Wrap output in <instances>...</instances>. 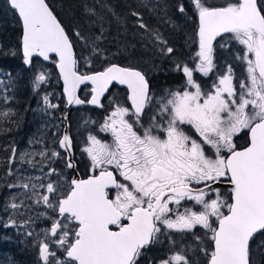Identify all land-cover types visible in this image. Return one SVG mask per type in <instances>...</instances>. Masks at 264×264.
<instances>
[{"label":"snow or ice","instance_id":"1","mask_svg":"<svg viewBox=\"0 0 264 264\" xmlns=\"http://www.w3.org/2000/svg\"><path fill=\"white\" fill-rule=\"evenodd\" d=\"M7 4L22 24L23 63L33 67L34 58L40 57L51 61L63 81L65 108L91 105L104 113L101 120L84 121L93 126L80 148L88 161L87 178L78 175L67 112L58 124H51L56 129L51 145L56 147L45 142V131L29 141L42 145L39 151L17 155L12 149L21 165L39 166L42 173L25 175L10 167L7 175L16 180L5 187L20 191L10 193L3 206L13 215L43 207L35 219L28 215L25 221L47 222L36 233L38 264H260L264 0L181 2L177 11L198 21L197 50L190 58L177 56L140 12L128 13L161 57L170 61L167 71L179 77L175 86L158 91L143 69L113 62L115 54L102 46L110 21L95 7L84 5L90 18V33L85 34L78 25L69 31L47 0H7ZM139 6L148 7L149 0H139ZM100 7L124 23L125 17L109 4ZM158 8L167 16L166 9L152 5L153 11ZM78 46L89 55L77 53ZM217 48L232 53V62L220 65ZM94 58L103 61V70L81 71V61L91 68ZM5 77L7 82L0 79V99L7 102L15 98L8 93L14 92L16 82L11 73ZM49 78L48 72L37 71L32 92L39 97V111L54 121L60 105L42 88ZM116 85L125 87L122 96L111 92ZM81 86L87 89L84 98L78 95ZM14 115L11 108L0 111V118L9 121ZM8 163L13 164L11 158ZM57 163H63V170L55 167ZM66 170L77 174L69 178ZM15 224L10 216L4 227ZM198 228L204 230L202 235ZM189 237L191 243L186 242Z\"/></svg>","mask_w":264,"mask_h":264},{"label":"trees","instance_id":"2","mask_svg":"<svg viewBox=\"0 0 264 264\" xmlns=\"http://www.w3.org/2000/svg\"><path fill=\"white\" fill-rule=\"evenodd\" d=\"M48 1L50 2L51 6L58 14L61 21H63L66 26L68 25L66 24L65 17H68L74 20L76 25H78L85 34L90 33V29H89L90 18L84 12V5H87L89 7H95L98 12L106 15L107 20L110 21V24L105 25L108 28V31L106 33L107 40L104 42L102 46L107 50L108 54H115L112 56L113 62L122 65L130 64L131 66H135L143 69L147 73L148 71H153L154 72L153 79H157V80L162 78L172 79L175 78V76L173 75V73L168 71L167 74L163 73L161 71L160 64L158 62H153V58L148 54V51H151L152 49L153 51L156 52V54L161 56L159 54L158 48L153 43L149 42L147 35L144 33V30L139 29L138 27L135 26L134 21L136 18L127 14L130 13L131 11L140 12L144 22L149 26V28L158 29L159 32L162 33L163 36L168 40L169 45L173 46L174 48L175 46L173 44V41L182 38L185 35V33L189 31H196L198 24V21L194 17L192 19H188L187 16L181 15L177 11L178 5L181 2L187 4V0H167L166 1L167 16H165L164 11H160L159 8L153 11L151 6L140 7L139 0H99V3L97 2V0H48ZM150 1L153 4L159 5L161 8H163V6L161 5L163 0H150ZM210 2L220 3L222 2V0H210ZM102 3L109 4L112 8H114L115 12L119 16L125 17L124 23L123 24L117 23L115 17H113L110 13H108L107 9H103L100 7V4ZM161 14L164 20H170L171 18H173L172 19L173 21L188 23L189 28L186 31H182V34H180L178 37L172 36L169 34L168 31H165L161 27L159 21V16ZM188 16H191L190 11L188 13ZM173 29L177 30L175 26L173 27ZM69 31H71V27H69ZM130 34L133 36V39L132 36L131 38L127 36ZM21 35H22V24L21 21L19 20V17L15 14L13 10L10 9V7L7 4V0H0V70L2 73H11L15 76V74L20 72L26 74L27 72L31 71L30 67H28L23 63V55L22 52L19 51L21 47V42H20ZM115 35L121 37V40L120 41L118 40V46L113 45L114 42L112 38ZM126 51L128 52L126 53ZM76 52L79 54L83 52L87 56L89 55L88 50L87 49L81 50L80 46L76 47ZM13 53H15V55H13ZM128 53H133V55H128ZM220 57L222 58L221 55ZM96 59H98V62L95 63L96 65L102 62L101 59L99 58ZM34 60H35V66H33L34 68L38 67L41 64L43 65L51 64V61L44 62L39 58H34ZM228 62H232V56L228 58ZM81 65H82L81 70H83V64L81 63ZM104 66L98 69H94L93 71H101L103 70ZM167 66L168 69L171 67V65H167ZM237 71H240V69L238 68ZM53 73L55 77L49 78V83L45 85L44 92L52 93L53 98L58 99L59 93L61 96H63V85L56 67H54ZM15 78H16L15 80L16 88L14 90L15 98L7 102H5L3 99H0V105H5L8 102H13L18 113L21 112L31 113L32 108L30 106H31V102L33 101L32 98L35 97L36 95H34L32 91L29 94L26 91L21 92L17 87V84L19 82H22V80L26 78L28 88L32 89V82H30V79L27 77V75H24L22 77L15 76ZM27 99H29L28 102L26 101ZM60 103L62 104V102ZM63 106H65L64 103ZM33 110H35V107ZM79 110L97 112L96 110H94L89 106H85ZM65 111L66 108L64 107L59 113L58 118ZM53 122L58 124L59 119L53 121L50 117H47L46 122H39V120L32 122L36 130L34 135L29 132L28 130L29 126H23L18 135L25 134L27 136L26 139H23L25 143L20 142L11 145L9 144L6 145L5 149L0 150V155L2 156V159L5 161L6 159H9L12 155V149L14 147L17 149V155H18L22 147L28 146L29 141L32 139L33 136L35 137L40 136V133H42V130H40L42 125L46 124V128L44 129V132L46 131L47 134H49V130ZM4 128L8 130L7 133H11L12 135L18 133L15 127V121L13 119H11L10 121L6 119L0 121L1 132ZM62 129L63 126H61V130ZM15 137L21 138L20 136H15ZM10 167L13 169V166L11 164L9 163L6 164L5 162H3L0 165V179L5 178L8 180L11 177L7 175V172ZM57 168L63 170V163H58ZM10 190L11 189L4 188L2 185H0V252H2V254L0 255V264H38V247L35 246L36 241L34 240V238L31 236H27L26 233H22L18 231L17 228L11 225L7 228L4 227L5 221H8L9 214L3 211V206L5 199L10 194ZM32 231H34L35 237L37 238L36 230L32 229ZM196 231L198 235L203 234V232L200 231L199 229H197ZM186 242L191 243L192 242L191 237H189ZM24 253H26V255H24ZM151 254L154 256L158 255V253L155 251H153ZM258 259L260 260V264H264V256H260L258 257Z\"/></svg>","mask_w":264,"mask_h":264},{"label":"rangeland","instance_id":"3","mask_svg":"<svg viewBox=\"0 0 264 264\" xmlns=\"http://www.w3.org/2000/svg\"><path fill=\"white\" fill-rule=\"evenodd\" d=\"M166 1L167 0H165V1L163 0L162 3H161V5L163 6L164 9L167 10V8H166ZM152 5H154V4L149 0V6L152 7ZM172 19L173 18H171L170 20L173 21ZM65 21H66V24L69 27H71L70 25H76V23L74 22V20H72V19H70L68 17H65ZM159 21H160L161 27L165 31H168L170 35L176 36V37H178L180 34H182V31H186L189 28V24L188 23H181V22H178V21L177 22L174 21L175 23L173 24V23L169 22V20H164L162 14L159 16ZM175 25H179V27H176ZM174 26L177 28V30H174L173 29ZM127 36L131 38L132 35L130 34V35H127ZM132 39H133V36H132ZM112 40L114 42L113 45L118 46V40L120 41L121 40V37L115 35V36H113ZM80 48H81V50L85 49L82 46H80ZM189 49H191V52L194 55L195 51L197 50V45L195 47V44L194 45L191 44L189 46ZM115 52H116V50H115ZM127 52L128 51H126V53ZM148 54L150 56H152L153 62H158L160 64L161 71L163 73L167 74L168 66L164 62V60L158 54H156V52L153 51L152 49H151V51H148ZM80 55L87 56L83 52ZM128 55H133V53H128ZM216 59H217V62L220 65H223L224 62H223L222 58L220 57V54H217L216 55ZM97 62H98V59L94 58L93 59L92 67L91 68L83 67V70H81V71H93L94 69H98V68H101L102 66H104L103 61L100 62V63H98L96 65L95 63H97ZM81 63L83 64V61H81ZM54 67H56V65L54 63H52V62L49 65H43V64H41V65H39L38 67H35V68L34 67H30L31 71L30 72H27L26 74H24L23 72H20V73L15 74V76L16 77H22L24 75H27V77L30 79V82H32L33 77H34V75H35V73L37 71H46V72H48L50 74V78H54L55 77V75L53 73ZM5 74L6 73H2L1 70H0V79H5V81H6ZM148 74H149L150 77H154V72L153 71H148ZM11 75L15 78V76L13 74H11ZM15 80H16V78H15ZM17 87L19 88V90L21 92L22 91H26L28 94L32 91V89L28 88V86H27L26 78H24L22 80V82H19L17 84ZM42 88H43V92H44L45 85L42 86ZM157 88H159V87H155V89H157ZM43 92H41V95L43 94ZM8 94L9 95H14V92L12 90H9V93ZM115 94H119V95L122 96L124 93L121 92V91H116ZM38 99H39V97H33L32 100H36V101H32L31 102V106H30L32 109H34V106H35V110H36L35 111V114H30V113H25V112L18 113L13 102H8L5 105H0V111H7L9 108H11L15 112V115L11 119H13L15 121V127H16V130L18 131V134H19V132H20V130H21V128L23 126H29L28 127L29 132L34 135L36 130L34 132L32 131L33 128L35 129L34 124L32 122H35L37 120H39V122H46L48 116H46L44 113H42L41 111H39V107L40 106L37 103ZM52 99H53V102L54 103H58L60 105V108L58 109L59 111L56 110L57 117H58L59 116V113L64 108L63 103L65 105V100H64V97L60 95V93H59L58 99H54L53 97H52ZM26 101L28 102L29 99H27ZM60 102H62V104ZM2 120H4V119L3 118H0V121H2ZM90 120H96V119L90 118ZM92 127H93L92 125H85L84 126V131L85 132H89L90 130H92ZM41 128H40V130H42V133H40V136L43 133H45L44 132V129L46 128V124L45 125H42ZM77 128H78V126H76V129ZM54 131H55V128H52L51 127L50 130H49V134H47V136H46L45 142L48 143V144H50V145H51L52 133ZM7 132L8 131H2L1 132V130H0V150L5 149L6 148V145H8V144L11 145V144L20 143V142L25 143V141L23 140V139H26L27 138V136L25 134L15 135V136H20L22 138L21 139L19 137H15L11 133H7ZM5 134H7V135H5ZM103 135L104 134H102V136ZM40 136H38V137H40ZM38 137L37 136L36 137L33 136L32 139L33 138H38ZM51 146L52 147H56V145H51ZM41 147H42V145H40V144H30L29 143L28 146H24V147L21 148L20 153L21 152H24V151H28V152L39 151ZM0 157H1L0 160H2V161H0V165L3 162H5L6 164H8L9 159H6V161H5V160L2 159V156L1 155H0ZM80 157L81 158H84V160L88 163L87 157L86 156L85 157H82L81 156V152H80ZM10 158L13 161V164H11L13 166V171H15L16 168H20L22 171H24V174L25 175H32V176H40V175H42V173L39 171V166H37L36 168H32L27 163H24L23 165H21L20 162L18 161L17 157H13V155H11ZM35 159L37 161H39L41 158L39 156H37ZM55 167H58V163L55 165ZM67 172H68V170H67ZM68 174H69V172H68ZM69 178H71V175L70 174H69ZM15 180H16V177L15 176H11L8 180L5 179V178L0 179V185H2L4 188H6L5 185L7 183L14 182ZM19 191H20L19 189H11L10 190V193H16V192H19ZM9 195L7 196V198L5 199V201L9 199ZM28 203H31V202L29 201ZM21 211H24V210L22 209ZM41 211H44L43 207H36V208L33 209V211L31 213H25L24 215H19V214L13 215V213L11 211H9L7 213L9 214V217L12 216V218L16 221L15 226H13V225H11V226L17 228L18 231H20L22 233H27L29 231L33 232V236H31V237H33L34 240L36 241L37 238L35 237V233H34V231H32V229H35L37 233H40L41 232V229H43V228H41L40 226H37V225L39 223L40 224H43L44 223V220H42V219L41 220H35V223L34 224H25V221L27 220L28 215H31L35 219L36 213L41 212ZM9 217H8V219H9ZM5 222H7V221H5ZM199 230L202 231V232L204 231L202 229H199ZM40 238L41 239L43 238L42 235H41ZM1 254H2V252H0V255ZM24 255H26V253H24Z\"/></svg>","mask_w":264,"mask_h":264},{"label":"flooded vegetation","instance_id":"4","mask_svg":"<svg viewBox=\"0 0 264 264\" xmlns=\"http://www.w3.org/2000/svg\"><path fill=\"white\" fill-rule=\"evenodd\" d=\"M195 39H196V31H189V32L185 33V35L182 38H180L176 41H173L175 49L177 50V56H179L180 58H190L191 56H193L191 49H189V46L191 44H193V45L195 44V47H196L197 44L194 42ZM235 47H236V45H233V48H235ZM217 54H220L222 56L223 62L228 61V58L230 56H232V53H230L228 51L221 50L219 48H217L216 55ZM161 58L164 60V62L167 65H171L170 61L168 59H165L163 57H161ZM173 75L175 76V78H172V79L162 78V79H158V80H151L153 88L155 89V87H159L156 89L158 91L159 89L164 88V87L175 86V84L179 82V77L176 76L175 74H173ZM205 82L206 83L208 82L207 79H205ZM116 91H121V92L125 93L126 89H123L120 87H113L111 90L112 93H115ZM35 97H37V96H35ZM64 100H65V98H64ZM33 101H36V100H33ZM105 103H107V101H105ZM93 109L96 110L97 112H91V111H85V110H75V111L71 112L70 115L68 116L69 122L71 124V135L73 137L74 144L76 145L74 151H75V156L77 158V163H78V168H79L78 175L81 178H87V174H88V168H87L88 163L84 160V158L80 157V148L83 146V142H84V140L88 134V132L84 131V126H85L84 121L89 120L90 118H94L96 120H101L102 116L104 115V113L100 109H97V108H93ZM64 113H62L60 115V117ZM30 114H35L33 109H32V112ZM53 116L55 118H58L56 111L53 113ZM55 120H58V119H55ZM76 126H78L77 129H76ZM32 131L34 132L35 129L33 128ZM62 131H63V129H62ZM13 135L14 136L18 135V133L13 134ZM241 143H243V140L241 141ZM68 172L71 176L76 175V173L73 174L72 170H68ZM31 224H34V223H31ZM37 226L44 228V227H47V223L44 221L43 224L39 223Z\"/></svg>","mask_w":264,"mask_h":264},{"label":"water","instance_id":"5","mask_svg":"<svg viewBox=\"0 0 264 264\" xmlns=\"http://www.w3.org/2000/svg\"><path fill=\"white\" fill-rule=\"evenodd\" d=\"M47 2L49 3V1L47 0ZM49 5H50V7L53 9V7L51 6V4L49 3ZM53 11H54V9H53ZM54 13H55V11H54ZM56 14V13H55ZM57 15V14H56ZM58 17V16H57ZM59 18V17H58ZM60 19V18H59ZM75 51H76V49H75ZM53 55V57H55V55L54 54H52ZM39 59H41V60H43V58L42 57H40ZM44 61V60H43ZM46 62H49V61H46ZM122 65V64H121ZM29 67V66H28ZM57 71H58V73H59V69L57 68ZM61 82H62V84H63V81H62V79H61ZM118 86H120V85H118ZM84 86H81V89L83 88ZM120 87H123V88H125L124 86H120ZM112 90V89H111ZM82 91V90H81ZM81 91H79L78 92V95H80L81 96ZM81 98H83L82 96H81ZM83 106V105H82ZM78 107H81V106H77V105H70V106H68L67 107V111L70 113V111L72 110V109H74V108H78ZM92 107H94V106H92ZM69 113H68V116H69ZM68 126H69V131H70V134H71V124H70V122H69V119H68ZM72 136V135H71ZM77 174V173H76Z\"/></svg>","mask_w":264,"mask_h":264},{"label":"bare ground","instance_id":"6","mask_svg":"<svg viewBox=\"0 0 264 264\" xmlns=\"http://www.w3.org/2000/svg\"><path fill=\"white\" fill-rule=\"evenodd\" d=\"M162 32V31H161ZM45 62V61H44ZM74 174V173H73Z\"/></svg>","mask_w":264,"mask_h":264}]
</instances>
